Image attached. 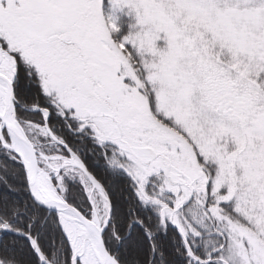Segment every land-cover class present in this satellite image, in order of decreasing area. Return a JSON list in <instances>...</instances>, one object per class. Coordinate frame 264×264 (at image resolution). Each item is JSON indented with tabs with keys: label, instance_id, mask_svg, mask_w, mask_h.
<instances>
[{
	"label": "snow or ice",
	"instance_id": "6c2138e0",
	"mask_svg": "<svg viewBox=\"0 0 264 264\" xmlns=\"http://www.w3.org/2000/svg\"><path fill=\"white\" fill-rule=\"evenodd\" d=\"M0 264H264V0H0Z\"/></svg>",
	"mask_w": 264,
	"mask_h": 264
}]
</instances>
